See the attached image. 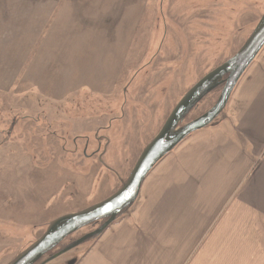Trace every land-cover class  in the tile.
<instances>
[{"label":"rangeland","instance_id":"obj_1","mask_svg":"<svg viewBox=\"0 0 264 264\" xmlns=\"http://www.w3.org/2000/svg\"><path fill=\"white\" fill-rule=\"evenodd\" d=\"M160 2L0 0V227L25 231L115 193L181 98L198 80L236 54L253 30L247 26L235 29L230 32L233 41H220L222 30L214 27L211 29L219 31L217 37L207 39V26L201 27L200 22H208L212 11L183 17L179 11L183 0H163L165 22L157 28ZM248 6L250 25L260 19L264 4L257 7L250 0ZM239 25L237 22L236 27ZM239 31H244L240 38ZM160 49V54H155ZM162 59L169 64L166 73L172 75L168 100L156 103L152 132L145 138L146 131L138 132V142H145L133 155L131 167L123 169L131 158H123L118 167V161H111L112 169L120 170L119 179L113 170L95 169L94 163L86 170L71 167L68 156L53 145L56 140L44 136L48 127L56 129L64 123L72 127L71 136L86 131L102 121V105L121 96L123 85L138 68L154 60L157 68ZM217 89L222 90V86ZM214 91L181 125L217 102L220 94L216 96ZM230 101L212 125L223 120ZM42 233L34 230L20 236L1 228L0 264H8Z\"/></svg>","mask_w":264,"mask_h":264},{"label":"crops","instance_id":"obj_2","mask_svg":"<svg viewBox=\"0 0 264 264\" xmlns=\"http://www.w3.org/2000/svg\"><path fill=\"white\" fill-rule=\"evenodd\" d=\"M223 117L151 173L81 264H264V49Z\"/></svg>","mask_w":264,"mask_h":264},{"label":"water","instance_id":"obj_3","mask_svg":"<svg viewBox=\"0 0 264 264\" xmlns=\"http://www.w3.org/2000/svg\"><path fill=\"white\" fill-rule=\"evenodd\" d=\"M156 27L165 22L164 2L161 0ZM252 32L241 48L231 58L208 72L181 98L158 133L151 139L138 157L128 178L121 187L108 198L83 210L63 215L48 223L30 226L18 231L13 226L0 227L16 235H30L34 230H42V235L19 253L8 264H47L57 257L84 244L86 249L74 253L63 264H78L89 249L114 225L119 217L130 211L139 200L142 187L151 173L177 149L189 136L212 125L225 111L241 79L264 49V13L258 21L247 25ZM222 86L217 102L194 120L181 125L187 115L199 107L201 102L214 90ZM104 223L94 232L75 241L60 253L51 256L60 244L80 230Z\"/></svg>","mask_w":264,"mask_h":264},{"label":"flooded vegetation","instance_id":"obj_4","mask_svg":"<svg viewBox=\"0 0 264 264\" xmlns=\"http://www.w3.org/2000/svg\"><path fill=\"white\" fill-rule=\"evenodd\" d=\"M254 1L257 7L264 4V0ZM209 2V0H183L179 6V11L182 14L184 13L183 17L187 16L189 18L198 14H207L211 10L212 15L208 22L199 21L201 27L207 26L204 32L206 38L210 39L209 37L212 35L217 37L218 32L222 30L218 36L221 37L220 41H233L230 32L233 33L235 29L240 30L248 25L247 14L251 10L248 6L250 0H212V3ZM195 12L196 14L194 15ZM237 22L240 24L238 28L236 27ZM214 27L218 28L219 31L216 32L211 29ZM223 32L225 33L222 34ZM243 32H238L240 34L239 38ZM201 37L198 41H201ZM154 40L156 42V37ZM160 51L161 49L155 52V54H160ZM155 64V60L149 61L138 68L132 74L128 83L123 85L122 88L124 89L120 93L121 96L116 101L115 98L110 99L106 104L102 105V114H105L101 115V112H99L102 121L97 124H91L89 129L86 128V131L81 133L76 132L71 136L72 127L69 128L64 123L58 124L56 129H52V125L48 127V131L44 136H52L54 141H57L53 145L56 146V149L60 147L62 152L68 156L71 167L86 170L94 163L92 167H95V169L104 168L106 171L109 170V172L113 170L114 173L116 172L115 175L118 179L122 177L118 173L120 170L112 169V162L118 161L116 163L118 167L123 158L128 160L131 158L129 164L127 162L126 167L123 169L128 170L131 167L134 159L133 155L139 153L141 144L145 142L143 139L142 142H138V132L141 131L143 133V130L144 132L146 131L143 133L145 134L143 137H147V134L152 129L150 126H152L154 121L156 103H160V105L165 104L170 93L169 87L172 75L166 73L169 64L164 59L160 61L161 65L157 66V68H154ZM133 83L135 86L132 89L131 85ZM160 105H158V110H160ZM147 126L149 127L148 129H146ZM121 168L119 167V169ZM103 223L104 221L97 226L89 227L87 231L80 230L75 233L76 235L69 236L59 245L57 250L50 252L47 258L60 253L75 241L96 231ZM82 247H84V244L47 264L61 260L66 262L71 259L74 253L79 254L82 251Z\"/></svg>","mask_w":264,"mask_h":264},{"label":"trees","instance_id":"obj_5","mask_svg":"<svg viewBox=\"0 0 264 264\" xmlns=\"http://www.w3.org/2000/svg\"><path fill=\"white\" fill-rule=\"evenodd\" d=\"M220 92H221L220 89H216V90L214 91V93H215L216 96H217L218 94H220ZM121 216H122V215H121ZM121 216L119 217V219L121 218Z\"/></svg>","mask_w":264,"mask_h":264}]
</instances>
